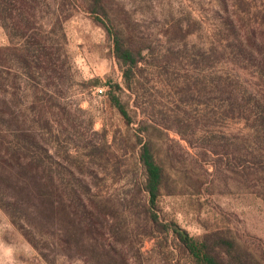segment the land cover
Here are the masks:
<instances>
[{
    "label": "rangeland",
    "instance_id": "obj_1",
    "mask_svg": "<svg viewBox=\"0 0 264 264\" xmlns=\"http://www.w3.org/2000/svg\"><path fill=\"white\" fill-rule=\"evenodd\" d=\"M105 2L104 23L146 48L129 87L88 0H0V198L37 204L19 191L31 165L115 209L106 239L118 235L129 264H192L147 237L146 143L170 178L162 219L195 239L221 232L264 263V0ZM22 211L40 251L0 208V264H84L57 257L55 231Z\"/></svg>",
    "mask_w": 264,
    "mask_h": 264
},
{
    "label": "trees",
    "instance_id": "obj_2",
    "mask_svg": "<svg viewBox=\"0 0 264 264\" xmlns=\"http://www.w3.org/2000/svg\"><path fill=\"white\" fill-rule=\"evenodd\" d=\"M105 1L88 0L87 11L95 15L97 21L112 37L115 57L124 69L129 87L135 70L144 61L146 48L134 47L136 42L132 36L125 39L122 36L124 31L113 26L110 28L104 23L101 17H109ZM124 21L129 24V17L125 16ZM0 22L2 27L8 30L1 14ZM26 31L22 32L23 36L26 35ZM92 83L95 87H100L102 84L99 79L93 80ZM116 105L122 115L127 116L123 106L119 102H116ZM139 161L145 172L144 186L140 191L144 195L143 211L147 224V237L158 239L160 235H164L166 243L170 239L185 253L192 264H264L240 247L234 239L221 232L205 234L195 239L174 221L163 220L158 210V201L168 189L167 181L170 178L164 168L157 163L150 146L146 143L141 147ZM33 170L31 165L23 168L22 175H25V179L22 180L19 191L23 196H32L37 201L35 206H28L22 211L20 207L22 205H19L18 201L13 199L3 201L0 198V208L10 216L11 223L23 233L32 247L40 251L33 237L34 232L20 224V218L15 216L16 211L25 213L22 215H26L24 217L27 221H36L43 228L55 231L59 247L55 253L59 258H67L70 252H74L84 264H129L128 252H125L121 245L118 246V235L114 237L112 243L106 239V233L114 229L110 217L115 214V209L106 200L98 202L93 199L89 187L82 189L83 194H77L69 185L63 183L55 185L52 176L46 180L37 178ZM11 179H13L11 174L8 179H4L6 190L14 189L10 183ZM1 183L4 184L3 181ZM1 183L0 190L3 187ZM10 207L14 209L10 210ZM90 240L91 244H89ZM41 255L46 259L47 256L43 252Z\"/></svg>",
    "mask_w": 264,
    "mask_h": 264
}]
</instances>
